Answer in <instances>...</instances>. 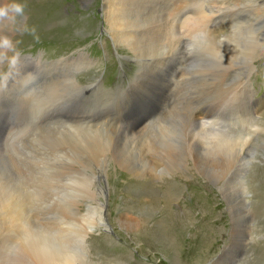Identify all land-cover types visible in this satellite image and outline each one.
Segmentation results:
<instances>
[{
	"label": "rangeland",
	"instance_id": "1",
	"mask_svg": "<svg viewBox=\"0 0 264 264\" xmlns=\"http://www.w3.org/2000/svg\"><path fill=\"white\" fill-rule=\"evenodd\" d=\"M28 1L32 7L23 4L21 22L27 30L0 24V36H9L20 55L12 77L6 74L8 63L0 64V264H37L32 239L43 247L62 237L80 255L81 264H100L94 251L86 253L87 240L96 238L107 247L104 254L96 249L102 264H171V255L153 245L152 233L143 239L132 231L145 217L130 216L121 201L131 197L127 187L138 185L131 176L144 172L145 181L155 176L158 183L163 174L180 184V197L171 206L175 217L192 212L188 218L195 222L182 231L180 245L185 247L178 249L177 264L189 257L186 249L193 257L206 249L201 264H264V214L255 207L264 203V48L258 59L248 61L258 42H264V3L226 8L222 0H179L177 10L189 17L182 43L175 15L165 23L141 21L144 0H121L125 27L142 33L135 50L112 34L103 12L105 0ZM34 7L41 9L35 22ZM51 19L57 21L45 31L28 30L32 22ZM149 28L163 30L152 36ZM231 35L237 38L236 49L215 52L211 38ZM166 52L181 57V75L153 103L139 83L143 81L134 80ZM24 70L28 77L22 78ZM198 111L195 123L192 113L196 117ZM138 117H148L144 124L155 122L129 136L114 127ZM144 137L152 143L141 156L138 146ZM178 155L181 167L166 170L167 157ZM89 189L102 190L107 230L94 229L87 221ZM10 198L17 205V220L8 212ZM203 199L207 212L201 208ZM112 203L117 204L115 217ZM120 214L132 225L123 224ZM163 214L159 211L149 220L151 226L166 218ZM200 227L209 239L200 244V237L195 246Z\"/></svg>",
	"mask_w": 264,
	"mask_h": 264
},
{
	"label": "bare ground",
	"instance_id": "2",
	"mask_svg": "<svg viewBox=\"0 0 264 264\" xmlns=\"http://www.w3.org/2000/svg\"><path fill=\"white\" fill-rule=\"evenodd\" d=\"M105 1L107 2V4L104 7L103 12H104V15L106 17H108V23H109V25L111 27V32L114 35L115 39L118 40V41H124L125 43H127V45L131 49H135L137 47V41L139 40V37H140V35L142 33L141 34L133 33V31H131L130 29L125 27V23L122 20V18L120 17V4H121L120 2H121V0H105ZM178 2H179V0H169L167 3H164V2L159 1V0H155V1L144 0V2L142 3L143 6L141 5L142 8H141V11H140V14H139V18H143V19H141V21L144 20V21H153L155 23L156 22L157 23H165L169 18H171L172 15H175V20L173 19V21H174L175 27L178 28L180 30V32H181V40H182V43H183L184 42L183 38H185L184 37L185 35L182 32L183 23H184L185 18L188 19L189 17H187V15H188L187 11H179V10H177L178 9V4H179ZM220 2L222 4H224L226 8H229L230 6H242V5L243 6L250 5L251 7L255 8V5L256 6H261V4L264 3V0H222ZM2 3H6V0H0V4H2ZM19 3L28 4V5L31 6V1H28V0H19ZM113 5H114V8L112 9ZM39 6L42 9L43 6L41 4ZM40 8L39 7H37V8L34 7L33 19L31 18L33 22H35L37 19H40V16H41V14H40L41 9ZM262 8L263 7H261L260 9H262ZM218 9H220V8H218ZM239 12H240V10H239ZM213 15H214V13H213ZM56 21L57 20H55V19H51V21H49L47 23L45 21L43 23H40L39 25H37V23H35L33 25V22H32L30 25L28 24L27 26H28V30L31 33H33L32 29H35V32H37L39 30L40 31H45V30L48 29V27H53L54 24L56 23ZM161 26H163V25H161ZM131 29H133V28H131ZM152 29L153 28L147 29V33L152 35V36H156L158 32L163 30V29H160L159 31L158 30L154 31ZM250 29H252V28H250ZM186 31H188V30H186ZM186 34H188V33L186 32ZM189 37H191V36L189 35ZM215 38H211V40H213V42H214L213 43V47H214L215 52H217V53H224V52L231 53V52H233L236 49L237 38H236L235 35L226 36V37L218 38V39L217 38L215 39ZM186 39H187V37H186ZM186 39H185V42H186ZM257 39H258V35H257ZM258 41H260V40H258ZM258 41H256V42H258ZM138 45H140V44H138ZM262 48H264V42H258V44L253 48L252 52L249 54V58L250 59H248V61L250 60V63H252L253 61H255L256 59L259 58V56L262 54V51H263ZM170 51H171V49H170ZM19 62H20V55H17V62L16 63H19ZM179 62H181V57H179L177 54L170 55V53L166 52L165 54L161 55V57L157 58L155 61L153 60V61H151L150 64H147V66L142 71V73L139 76H137L134 81H138V80H142L143 81V83L142 82H139V83L142 86H144V89L147 87L146 90L148 92V98L150 100H152V102L154 103L156 98H158L160 95H162L164 91H166L167 89H169L172 86H174L175 83L177 82L178 76L180 74V70H178V68H177L178 65L180 64ZM169 63L172 64L171 68H169V66H167V64H169ZM241 63H243V62H241ZM236 66H238V65L236 64L233 67H236ZM233 67H231V68H233ZM17 68L15 66L11 67L8 70V72L6 71V74L8 73L12 77L13 74L15 73V71H17ZM145 70H147V71L145 72ZM25 72L26 71L24 70L23 72L21 71V73H19L21 77H22V75H24L22 78L28 77V75L25 76L26 75ZM225 74H227V73H225ZM169 77H170V81L171 82H169ZM15 80H16V78H15ZM28 80H31V78H29ZM239 80H240V78L238 79V81ZM26 81L27 80H25L24 83L28 84L29 82L28 81L26 82ZM243 84H244L243 87L247 86V85H245V83H243ZM48 89H49V87H48ZM51 92H49V93H51ZM55 92L56 91L53 92V95H54ZM149 92H150V95H149ZM152 92H154V94ZM33 96H35L34 92H33ZM118 96H119V94H118ZM36 97L38 98V95ZM170 107H172V106H170ZM198 114H199V111L196 113V117H195V115H193V113H192V118H193L195 123H197V121H199L198 120ZM166 117L164 116V118H166ZM147 118L148 117H143V118L140 119V117H138L133 122H130V123L127 122V124L125 126H121V127L117 126V125L114 126L113 123H110V122L107 123V125L119 128V130L123 134H125L127 136L136 135L138 132L144 130L146 127L151 126V125L154 124L155 121L151 125L150 124H144L145 120ZM149 138L148 137H144V139L141 140V142H140V144L138 146V149L140 151L139 154L141 156L144 155V153H143L144 150L150 149V147H151L152 140L149 139ZM107 147H109V146H107ZM163 147H164V145H163ZM84 149H86L85 146H84L83 150ZM87 149H90V148H87ZM154 149H155V147H154ZM152 150H153V147H152ZM166 152H168V151H166ZM76 155H78V154H76ZM173 155H175V154H173ZM182 162H183V159H182V157H180V155H178V157L168 156L167 157L166 170H168L170 168V166H173V165L177 166L178 167L177 169H179V167H181V165H182ZM144 163H143V166H145ZM223 166H224V164H223ZM221 167H222V165H221ZM223 168H225V167H222V169ZM152 169L154 170L153 167H152ZM169 172H171V171H169ZM179 173H180L179 175L185 176L183 171L182 172L180 171ZM136 174H134V176H131V177H135V179H137L136 181L138 182V185L135 186V187H131V186L127 187L129 189V192H127V193L129 195V197L130 196L131 197L126 199V200L121 198L122 204H124V209H126V213H128L130 216H133V215H136L137 213H139V214H141V215H143L145 217V218H143L141 220L140 224L137 223L136 224L137 226H135V228H132V231L133 232L137 231V233L139 234L140 237H141V235H144L143 239H146V237H147L146 234L149 235V233H152L153 245L161 246L162 252L171 255V257H170L171 264H177V262H176V254L178 253V249H180V247L181 248L185 247L183 245H180V243L184 244L180 240L182 231L186 229L185 230V233H186V231L189 228V226L192 225L195 222V221L193 222L191 219L188 218L189 217L188 215L190 213H192V212H187V214L185 216L183 214L182 216L179 215V216L175 217L174 211L171 208L173 201H177L179 199L180 194L182 192V188H181L180 184L177 181H174V179H172V180L164 179L167 175L163 176V174H162L161 175L162 178L160 179V182L156 183L155 178H154L155 176L154 177L150 176L145 181V179H146L145 172L144 173H136ZM153 174H155V172ZM153 174H151V175H153ZM65 175H66V173H65ZM80 176H81V174H80ZM67 177L70 178V176H67ZM73 177L75 178V176H73ZM116 182H117V180H116ZM162 185H164V186H162ZM102 190H103V188H102ZM101 191H99L98 189L96 190V192H92V190L90 191V189L88 191L90 203L88 204V208H87V221L92 226V228H94V229L106 228V230H107V228L109 226V222H108L106 214L104 213L105 198L103 197V194H102ZM195 194L199 195V193H196V192H195ZM199 199H201V198H199ZM137 200H138V203H137ZM161 200H163L162 203H161ZM10 201H11V198H10ZM14 201H11V203H9V205L7 203V205H8L7 207L9 209L8 212L11 213V217L13 219L16 218V217H14V215H15L14 213H15V209H16V206H17ZM199 205H197V206L199 207ZM255 207L258 208V213L260 212L259 213L260 215L264 214V203L263 204L256 203ZM201 208L205 212H207L209 210L208 209V205L205 204V200L203 201V203L201 202ZM18 209H19V214L22 216L24 214L23 210H22V206L20 207L18 205ZM64 210H65V207L62 209V211H64ZM116 210H117V204L114 203V205H113V203H112V211H113L112 212L113 214L111 215L112 217L113 216L115 217L114 214H116V212H117ZM159 211L161 213H165V214H163V216L166 215V218L163 217V220L162 219H160V220L157 219L154 222L155 224L153 226H151V224L149 223V220L152 221ZM204 214H206V213H204ZM208 216H209V214H208ZM257 216H259V215H257ZM122 217L123 216L120 214L119 219L122 220L123 224L129 225V226L132 225L131 222H126L125 223V221L123 220ZM211 218L212 217H210L209 219H211ZM18 219H20V218H18ZM206 219H208V217ZM16 220H17V218H16ZM173 220H174V222H173ZM234 221H235V225H236V223H237L236 218L234 219ZM47 222H45V220H44L43 223L47 224ZM21 224H23V223H21ZM49 224H51V223L49 222ZM236 227L237 226H235V228ZM200 230H201L200 233L196 232L197 233L196 237L194 238V241L192 242V243H194L195 246H197L198 243H200V242H198V239L200 237H201V239L203 241V243H200V244H206L208 242V239H209L207 237V236H209V233L207 231H204V228L202 229V227H200ZM24 231H26V228H25ZM82 239H85V238H82ZM76 240H78V239H76ZM142 241H144V240H142ZM92 243L95 246V249L93 248ZM92 243L87 240L86 246H87L88 250L86 251V253L90 252V250L94 251L95 252L94 253L95 256L97 254V257H98V258L95 257L96 259H98L97 260L98 263L102 264L103 260H102V258L100 256V253L96 249L97 248L100 249L102 251V253L104 254V253H106L107 247H105L103 245V243L100 241L99 238L94 239L92 241ZM71 245H68L66 238H63V237L61 239H59V241H54L49 246H47V244H45V246H43V247L38 246L37 242L36 241L33 242V239H32V250H33V253H34V256H35V260H36L37 264H81L82 259H81L80 255L73 251V246L71 247ZM203 250H199V251H203L202 254H200V256L198 255V256L193 257L192 253H191V250L187 251V249H186V253H187V255L189 257L187 258L185 256V258H183L182 261L179 264H201V262L204 261V258H206V256L208 255V252H206V249H203ZM171 253H174V254H171ZM204 253H206L207 255L204 254ZM99 258H100V260H99ZM104 263L107 264L106 260H104ZM114 264H119V261L116 260V262Z\"/></svg>",
	"mask_w": 264,
	"mask_h": 264
},
{
	"label": "clouds",
	"instance_id": "3",
	"mask_svg": "<svg viewBox=\"0 0 264 264\" xmlns=\"http://www.w3.org/2000/svg\"><path fill=\"white\" fill-rule=\"evenodd\" d=\"M25 6L21 3L13 0L11 3L0 4V24L5 22L18 25L22 30L26 29V24H22L24 21ZM35 32V29H32ZM38 39V37H37ZM14 53L9 57L8 53ZM7 62L10 67H14L17 62V54H15V48L12 40L7 35L0 36V64Z\"/></svg>",
	"mask_w": 264,
	"mask_h": 264
}]
</instances>
